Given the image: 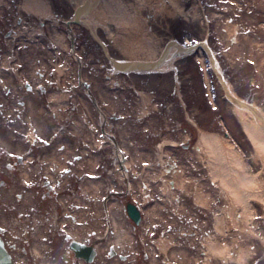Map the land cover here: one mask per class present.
Listing matches in <instances>:
<instances>
[{"label": "rangeland", "instance_id": "rangeland-1", "mask_svg": "<svg viewBox=\"0 0 264 264\" xmlns=\"http://www.w3.org/2000/svg\"><path fill=\"white\" fill-rule=\"evenodd\" d=\"M45 1L51 15L41 17L25 0H0V154L27 160L0 190L15 263L31 264L28 243L33 263L64 264L71 241L61 238L57 255L47 247L67 230L102 237L95 264H264V146L248 138L204 50L169 69L120 72L110 60L204 40L235 94L264 111V0H103L90 25L70 23L83 0ZM203 132L221 139L218 169ZM35 149L42 161L30 159Z\"/></svg>", "mask_w": 264, "mask_h": 264}, {"label": "bare ground", "instance_id": "bare-ground-1", "mask_svg": "<svg viewBox=\"0 0 264 264\" xmlns=\"http://www.w3.org/2000/svg\"><path fill=\"white\" fill-rule=\"evenodd\" d=\"M86 1L87 0H83V2L81 4L85 3ZM101 1H103V0H90L89 1V4L87 5L88 6V11L87 10L84 11L85 17L83 16V18H82L83 19V23H81V24L90 25L88 18H89V15L92 12H97L98 11L99 14H101V15L104 14L102 12H99V8H98V6L101 4ZM104 1H106V0H104ZM81 4H79V5H81ZM108 5H109V1H106V8H109L110 7V6L107 7ZM77 7L75 8V10L77 9ZM24 8L26 10L30 11V12L36 13L37 15H39L41 17H44L45 15H51L50 10L48 8V3L45 0H25V2H24ZM75 10H74V15H75ZM71 21H70V23L73 24ZM201 41H204V40H201ZM204 42H206V41H204ZM119 44H121L123 46L124 50L127 51V41L124 42L123 39L121 38L119 40ZM193 44H195V43H193ZM180 45H182V44H180ZM182 46H184V45H182ZM185 46H187V45H185ZM198 49H199V47H198ZM198 49L196 48V51ZM211 50H212V48H211ZM178 51H179V47L178 46H175V45L172 46L171 49L168 52V55H167L166 59L160 65H158L156 67L155 66L152 67L151 66V63L153 61H156L160 57L159 56V52H157L149 60H140V61L133 62V61L118 60V59H115V58H112V57H110V60L112 62L113 68L116 71H120V72H129V71H123L125 69L120 68V66L117 65L116 62H123L121 64V67H125V68L130 67L132 64H138V63H140V64H147L148 65V66H143L142 68H139L140 70L169 69V68H172L173 67V62H174V59L175 58L185 56V55H182V54H180L182 56L175 54ZM212 52H213V50H212ZM213 56H214V63H215L214 66L218 70L220 76H218L219 74L217 75L214 72V69H213V66L211 65L210 59L207 56V58L209 60V67L211 68V70L213 71L214 75L216 76V78L220 82V84L222 86V89H223V85H222V83L220 81V78L222 79V81L224 83V86L230 92V94L234 98H237L240 101L242 100V104L241 103H238V104L235 105V107H236L237 114H238L240 120L243 123V128H244V130H245L248 138L251 140V142L253 144H255V145L259 144V145H263L264 146V111L260 107H258L257 105H255L254 103H251V102H249V101L241 98L239 95L235 94V92L233 91V89L229 86V84L225 80V78L223 76V73H222L221 69L219 68V65H218V62H217V59H216V56H215L214 52H213ZM124 62H126V63H124ZM136 71H139V70H136ZM113 82H114V80H113ZM223 92H224V89H223ZM87 95L90 96L91 93L88 92ZM99 141H100V143L104 142L103 139H100ZM200 142H201V145L202 146H206L207 147V149H205V150L209 153V155H211L212 161L216 165L214 167L216 169H218L217 166H220V163H219L218 160L215 162V159L217 157L214 156V155H215L216 150L218 149L217 148V145L221 142V139H220L219 135L203 132L201 134V140H200ZM96 145H98V144L96 143ZM223 150H224V152L226 154L225 158H228V160L230 162L235 163L237 165L241 164V162H242L241 156H240L239 152L234 148V146L225 143V147H224ZM78 157H80V156H78ZM243 180H245V178H243ZM173 184L175 185V182ZM167 185H168V187L171 186V182H168ZM178 185L179 186H184L185 185V182L182 181V180H179L178 181ZM252 195H255L253 198L259 197L258 196L259 194L257 192H255V191L251 193V197H252ZM95 255L96 254H94L92 257L94 258ZM11 257H12V255H11Z\"/></svg>", "mask_w": 264, "mask_h": 264}, {"label": "flooded vegetation", "instance_id": "flooded-vegetation-1", "mask_svg": "<svg viewBox=\"0 0 264 264\" xmlns=\"http://www.w3.org/2000/svg\"><path fill=\"white\" fill-rule=\"evenodd\" d=\"M26 86H27L28 89H31L32 88L30 85H26ZM37 103H40L41 104V99L40 98L38 99V102ZM27 104H29V102L25 98H23V99L20 100V104L19 105L21 107L22 106H26ZM95 132H96V130H95ZM100 133H102V134L105 135V133L103 132V129L102 128L100 129V132H98V136H99ZM31 143L33 144V146H31V147H36L35 145H38L39 147H41V144L40 143H36V142H32V141H31ZM28 153L31 154V151L29 150ZM32 155L33 156L30 157V159L34 157V159L37 161V155H38V159L40 161H42V159H41V153H40V150L39 149H37V150L35 149V152ZM8 158L11 159V156L0 154V162H1L0 163V166L2 165V167L7 170V172H1L0 171V190L8 188L10 186V184H12L10 181L7 180V178H6L7 175L12 174L15 177L19 178V175H18L19 173H16L15 172V169L19 165H22L23 163H26L27 162V160H25V158L22 157V155H18L17 157H15L16 159L14 161H10V160H8ZM28 159H29V157H28ZM81 159H82L81 157L76 156V160H78V162ZM70 172L71 171L69 170L68 173H70ZM40 178L41 177L39 176V178L37 179V181H39V185L41 183ZM34 183H36V182H34ZM45 187H47L48 193H50L51 186L49 185V183H46L45 184ZM34 207H35L34 212H36V211L40 212L42 210V207L40 205L34 206ZM45 220L48 221L47 218ZM48 228L50 230V229H53L55 227L54 226H49ZM46 230H47V228H46ZM49 230H48V232H49ZM57 232H59V231H57V229H56V231H54V233H57ZM3 233H4V231L1 228V230H0V236H1L2 240H3V242H4L5 248L11 254L12 253L11 250L13 248H15V245L10 244L6 240V238L3 237ZM80 233H83V230H80ZM57 235L58 236H55V238H52L51 237V239H54V241L51 240L50 241V244H49L50 246L47 247V248L50 249L51 251H53L55 253V255H57L58 250L62 248V246L60 245L61 244L60 243V239L62 238L63 240L65 239L66 241H71L70 244H68L69 245L68 252H66L65 250L63 251V254L66 255V258L70 259V263H68V261H67L68 259H66L65 260L66 262H64V264H73L74 263L73 262V259H72V256L76 257V255H75V252L71 249V244L74 241H77L79 243H84V244H87V245H92L93 248H94V250H95V254H96L91 261H87V259H85V258L76 257L75 258L76 259L75 260L76 261L75 264H95V262L97 261V255H98V252H99L98 251L99 250V246H100L101 243H103L102 237L100 235H98L97 238L94 239V240H92L91 242H88V240L86 238L84 239L83 238L84 236H81V235H79V237H75L70 231H67V230L65 231L64 235H62L60 233H58ZM88 236H89V233L86 234V237H88ZM46 238L47 237L44 235L41 238V241L42 240H45ZM89 238H90V236H89ZM27 241L29 242V239ZM23 244L24 245H23L22 249L24 250V253L26 254V257H27L26 258V263L36 264V261L34 263L32 262V257L29 255V249L30 248L27 247V244L28 243H23ZM40 248H41L40 250H42L41 245H40ZM110 254H111V256L117 255V253L115 251H113V248H112V251H110ZM121 256H124V259L121 258ZM119 258L121 260H126L127 259V256L120 254L119 255Z\"/></svg>", "mask_w": 264, "mask_h": 264}, {"label": "water", "instance_id": "water-1", "mask_svg": "<svg viewBox=\"0 0 264 264\" xmlns=\"http://www.w3.org/2000/svg\"><path fill=\"white\" fill-rule=\"evenodd\" d=\"M90 0H87L85 3L79 5L77 7V9L75 10V15L74 18L72 19V23L73 24H81L83 23V16L85 17L84 11H88V4H89ZM181 43H179L176 40H171L168 41L160 55V57L156 60L153 61L151 63L152 67H156L158 65H160L167 57L169 50L171 49L172 46H178L179 47V51L175 54L177 55H188V54H192L193 52L196 51V48L198 49H203L205 51V53L207 54L208 58L210 59L211 65L213 66L214 72L218 75L219 72L218 70L215 68V63H214V56H213V52L210 48V46L204 42V41H199L195 44H191V45H187V46H182L180 45ZM106 53H108V51L106 50ZM180 55V56H182ZM123 62H116L117 65L120 66V68L125 69L123 71H136V70H140L139 68H142L143 66H148L147 64H132L130 67L125 68V67H121V64ZM126 63V62H124ZM220 76V74L218 75ZM220 81L223 85V89H224V96L226 97L227 101H229L230 103L236 105L238 103L242 104V100H238L237 98H234L230 92L226 89V87L224 86V83L222 81V79L220 78ZM127 212L129 214V216L131 217V219H133V221L136 224H139L141 219H142V214L140 209L138 208V206L135 203L129 202L127 203ZM1 229V228H0ZM92 245H86L83 243H79L77 241L72 242L71 244V249L75 252L76 257L79 258H85L87 259V261H91L93 259V255L95 254L94 249L92 248ZM121 258H124L123 256ZM0 264H16L15 261L13 260V258L11 257V255L7 252V249L5 248L4 242L0 236Z\"/></svg>", "mask_w": 264, "mask_h": 264}]
</instances>
